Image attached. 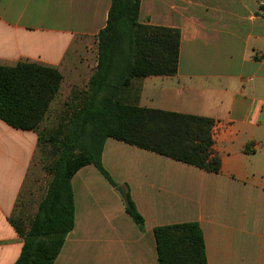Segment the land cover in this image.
Masks as SVG:
<instances>
[{"label": "crops", "instance_id": "crops-1", "mask_svg": "<svg viewBox=\"0 0 264 264\" xmlns=\"http://www.w3.org/2000/svg\"><path fill=\"white\" fill-rule=\"evenodd\" d=\"M110 4L0 0V65L56 68L60 96L86 90ZM138 21L180 33L176 74L132 81L138 106L212 119L221 169L107 138L102 166L129 192L143 226L101 173L84 166L70 181L74 226L53 264H159L154 229L184 223L199 226L207 264H264V0H141ZM36 144L35 132L0 121V264H14L21 252L9 219Z\"/></svg>", "mask_w": 264, "mask_h": 264}, {"label": "trees", "instance_id": "trees-1", "mask_svg": "<svg viewBox=\"0 0 264 264\" xmlns=\"http://www.w3.org/2000/svg\"><path fill=\"white\" fill-rule=\"evenodd\" d=\"M140 2L111 0L106 25L96 36L95 72L86 90L71 93L70 113L53 130L39 127L59 94L61 73L32 62L0 65V121L36 133V152L51 176L26 227L20 219H9L23 242L14 264L54 263L74 226L70 181L79 169L93 165L118 188L101 163L107 138L206 172L221 169L220 157L212 149V119L138 106L140 89L132 90V81L175 75L180 41L176 29L140 24ZM123 203L142 228L143 218L128 191ZM153 234L159 264H207L196 223L157 227Z\"/></svg>", "mask_w": 264, "mask_h": 264}, {"label": "rangeland", "instance_id": "rangeland-1", "mask_svg": "<svg viewBox=\"0 0 264 264\" xmlns=\"http://www.w3.org/2000/svg\"><path fill=\"white\" fill-rule=\"evenodd\" d=\"M70 98L71 96L64 97L57 95L50 105L49 114L39 127L40 131L53 130L58 126L60 121L66 119V116L70 113L69 105L72 104ZM50 180L51 176L44 171L43 161L38 152L35 151L27 174L25 190L19 200V211L17 210L18 212L13 215V218L15 220L20 219L25 227L36 212L38 203L45 195Z\"/></svg>", "mask_w": 264, "mask_h": 264}, {"label": "water", "instance_id": "water-1", "mask_svg": "<svg viewBox=\"0 0 264 264\" xmlns=\"http://www.w3.org/2000/svg\"><path fill=\"white\" fill-rule=\"evenodd\" d=\"M116 191L118 192V194H119L121 197H124V192H123V189H122L121 187L116 188Z\"/></svg>", "mask_w": 264, "mask_h": 264}, {"label": "built area", "instance_id": "built-area-1", "mask_svg": "<svg viewBox=\"0 0 264 264\" xmlns=\"http://www.w3.org/2000/svg\"><path fill=\"white\" fill-rule=\"evenodd\" d=\"M211 132H213V127H212V129H211Z\"/></svg>", "mask_w": 264, "mask_h": 264}]
</instances>
